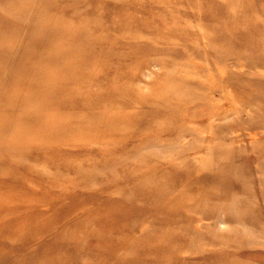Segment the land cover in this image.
Segmentation results:
<instances>
[{
	"label": "rangeland",
	"instance_id": "obj_1",
	"mask_svg": "<svg viewBox=\"0 0 264 264\" xmlns=\"http://www.w3.org/2000/svg\"><path fill=\"white\" fill-rule=\"evenodd\" d=\"M0 264H264V0H0Z\"/></svg>",
	"mask_w": 264,
	"mask_h": 264
},
{
	"label": "bare ground",
	"instance_id": "obj_2",
	"mask_svg": "<svg viewBox=\"0 0 264 264\" xmlns=\"http://www.w3.org/2000/svg\"><path fill=\"white\" fill-rule=\"evenodd\" d=\"M41 24H42V23H41ZM33 26H34V28H35V25H33ZM43 26L45 27L46 25H43ZM50 27H51V26H50ZM46 28H47V26H46ZM38 29H39V28H38ZM39 30H40V29H39ZM100 38H101V37H100ZM42 42H43V41H42ZM29 44H30V43H29ZM29 44H28V45H29ZM41 45H42V44H41ZM31 46H33V45H31ZM38 46H39V44H38ZM28 47H29V46H28ZM33 47H34V46H33ZM48 48H50V47H48ZM48 48H45V49H47V50H50V49H51V48H50V49H48ZM51 51H52V49H51ZM19 52H20V51H19ZM25 52H26V51H25ZM28 52H29V51H28ZM17 53H18V51H17ZM11 54H12V53H11ZM23 55H24V54H23ZM25 55H26V54H25ZM28 56H29V55H28ZM110 56H111V55H110ZM222 56H223V55H222ZM15 58H16V57H15ZM28 59H29V58H28ZM30 59H31V58H30ZM108 60H109V59H108ZM30 62H31V61H30ZM110 62H112V61H110ZM82 64H83V63H82ZM154 64H155V63H154ZM29 66H30V65H29ZM199 67H200V66H199ZM185 73H186V72H185ZM37 74H38V73H37ZM37 74H36V75H37ZM42 74H43V73H42ZM189 74H190V73H189ZM91 75H92V74H91ZM185 75H186V74H185ZM185 75H184V76H185ZM188 76H189V75H188ZM29 78H30V77H29ZM41 78H42V76H41ZM88 79H89V77H88ZM212 79H213V78H212ZM35 80H36V79H35ZM183 80H184V79H183ZM39 81L41 82V81H43V80H39ZM45 83H47V82H45ZM210 83H211V82H210ZM39 84H40V83H39ZM211 85H212V84H211ZM45 86H46V85H45ZM54 87H55V86H54ZM85 87H86V86H85ZM208 89H209V88H208ZM38 92H41V91L39 90ZM40 95H42V93H41ZM102 95H103V94H102ZM35 96H36V95H35ZM38 96H39V93H38ZM45 97H46V95H45ZM192 97H193V96H192ZM40 99H42V96L40 97ZM143 99H144V98H143ZM43 100H44V97H43ZM145 100H146V98H145ZM40 101H42V100H40ZM185 102H186V101H185ZM10 103H11V102H10ZM10 103H9V104H10ZM74 103H75V102H74ZM97 103H98V102H97ZM99 103H101V102H99ZM99 103H98V105H99ZM35 104H36V103H35ZM42 104H43V102H42ZM183 104L186 105V103H183ZM40 106L42 107V105H40ZM92 108H95V107L93 106ZM35 109H36V108H35ZM94 110H95V109H94ZM90 114H91V113H90ZM94 120H95V119H94ZM100 121H101V120H100ZM108 127H109V126H108ZM260 133H261V132H260ZM253 134H254V133H253ZM253 134H252V135H253ZM254 135H255V134H254ZM252 137H253V136H252ZM181 138H182V137H181ZM250 139H251V138H250ZM250 139H249V140H250ZM254 139H255V138H254ZM237 140H238V139H237ZM230 142H231V141H230ZM232 142H233V141H232ZM161 143H162V142H161ZM161 143H160V144H161ZM152 144H155V143H152ZM138 145H139V144H138ZM150 145H151V144H150ZM159 146H160V145H159ZM217 222H218V221H217ZM218 223H219V222H218ZM218 223H217V224H218ZM203 224H204V223H203ZM196 227H197V226H196ZM243 227H244V226H243ZM262 227H263V226H262ZM226 230H227V229H226Z\"/></svg>",
	"mask_w": 264,
	"mask_h": 264
}]
</instances>
